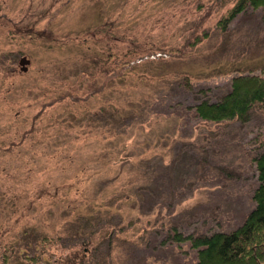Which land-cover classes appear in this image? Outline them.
I'll list each match as a JSON object with an SVG mask.
<instances>
[{"label": "rangeland", "instance_id": "obj_1", "mask_svg": "<svg viewBox=\"0 0 264 264\" xmlns=\"http://www.w3.org/2000/svg\"><path fill=\"white\" fill-rule=\"evenodd\" d=\"M234 1L0 0V264H193L170 227L243 221L263 108H187L264 68L258 10L216 27Z\"/></svg>", "mask_w": 264, "mask_h": 264}, {"label": "trees", "instance_id": "obj_2", "mask_svg": "<svg viewBox=\"0 0 264 264\" xmlns=\"http://www.w3.org/2000/svg\"><path fill=\"white\" fill-rule=\"evenodd\" d=\"M248 8L258 10L260 21L264 24V0H235L216 21V27L224 32L230 23ZM198 92L203 93L205 89H199ZM94 93L96 90L88 94L87 99L83 101L90 99ZM76 99L73 98L72 101L77 105L79 100ZM104 107L105 105L98 111H102ZM255 107H261L264 111V68L258 72H235L231 76L227 93L216 101L202 98L187 108L192 110L199 120L218 124L234 120L245 122ZM32 129L30 132H33ZM262 148V152L252 159L257 182L251 195L253 207L239 225L229 231L201 235L182 234L175 227L169 228L172 242L177 245L189 243L191 249L196 252L193 264H264V142ZM106 232L104 231V235H107ZM88 239V243H92L93 240ZM84 253L85 251H80L81 264H85L89 258L83 260ZM29 259L34 263L38 260L36 256ZM63 262L76 264V259H64Z\"/></svg>", "mask_w": 264, "mask_h": 264}, {"label": "water", "instance_id": "obj_3", "mask_svg": "<svg viewBox=\"0 0 264 264\" xmlns=\"http://www.w3.org/2000/svg\"><path fill=\"white\" fill-rule=\"evenodd\" d=\"M29 64V60L26 57H21L18 61L19 70L25 72L27 70V65Z\"/></svg>", "mask_w": 264, "mask_h": 264}, {"label": "flooded vegetation", "instance_id": "obj_4", "mask_svg": "<svg viewBox=\"0 0 264 264\" xmlns=\"http://www.w3.org/2000/svg\"><path fill=\"white\" fill-rule=\"evenodd\" d=\"M85 250V249H84Z\"/></svg>", "mask_w": 264, "mask_h": 264}]
</instances>
